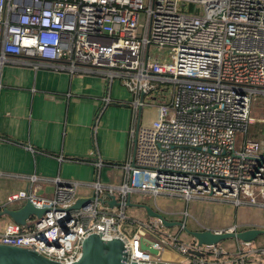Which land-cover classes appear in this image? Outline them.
Masks as SVG:
<instances>
[{"label": "built area", "instance_id": "obj_1", "mask_svg": "<svg viewBox=\"0 0 264 264\" xmlns=\"http://www.w3.org/2000/svg\"><path fill=\"white\" fill-rule=\"evenodd\" d=\"M152 44L173 47L174 58L151 60ZM16 58L34 68L103 76L104 105L119 79L132 96V122L119 181H102L99 169L83 184L87 195L79 193L81 182L60 178L52 196L31 186L9 194L4 207L29 200L47 210L25 225L8 223L0 243L71 263L84 239L99 233L120 237L128 262L264 264V246L254 241L235 239V250L185 241L159 219L143 222L127 210L135 192L187 205L264 206V149L248 134L253 102L264 97V0H0V72ZM94 163L104 165L101 157ZM79 198L88 200L72 208Z\"/></svg>", "mask_w": 264, "mask_h": 264}, {"label": "crops", "instance_id": "obj_2", "mask_svg": "<svg viewBox=\"0 0 264 264\" xmlns=\"http://www.w3.org/2000/svg\"><path fill=\"white\" fill-rule=\"evenodd\" d=\"M107 93L105 78L95 73L34 68L20 58L2 66L0 210L9 194L26 191L30 186L35 193L52 196L56 189L54 178L81 182L82 195L90 193L91 189L83 184L95 180L99 169L104 182L121 179L119 164L128 156L132 96L117 78L109 91L111 103L104 105ZM254 117L258 122L250 124L248 134L264 149L263 117ZM98 157L104 161L101 168L94 163ZM32 174L45 179L30 184L27 178ZM24 202L20 200L9 207H19ZM224 204L212 207L209 214L213 215L192 229L264 227V206ZM12 221L9 216H1L0 229ZM257 243L264 244V236Z\"/></svg>", "mask_w": 264, "mask_h": 264}, {"label": "water", "instance_id": "obj_3", "mask_svg": "<svg viewBox=\"0 0 264 264\" xmlns=\"http://www.w3.org/2000/svg\"><path fill=\"white\" fill-rule=\"evenodd\" d=\"M88 198H79L72 208H79ZM115 205L113 199L110 202ZM129 206H138L145 209L147 215L151 218H157L165 227H181L185 233L192 236L199 244H214L227 238H235L241 241H254L264 234L263 228H245L244 230H214L212 228L189 229L184 222L175 219H168L165 214L149 204L132 203L128 201ZM47 209L38 208L29 200L23 205L15 208L3 207L0 210L1 216H9L14 222L25 225L27 220L33 216L42 217ZM145 241V239H143ZM141 246L150 250L152 253H158L157 248L148 246L142 242ZM0 264H159L149 262H128V250L124 241L118 238L105 239L99 233H93L87 236L82 244V254L79 259L71 263H63L38 252L35 249L0 243Z\"/></svg>", "mask_w": 264, "mask_h": 264}, {"label": "rangeland", "instance_id": "obj_4", "mask_svg": "<svg viewBox=\"0 0 264 264\" xmlns=\"http://www.w3.org/2000/svg\"><path fill=\"white\" fill-rule=\"evenodd\" d=\"M200 9L201 10L198 11V13H201L203 8L200 7ZM174 56H175V50L173 47H170V46L160 47L154 44L151 45V48H150V59L151 60L152 59H158V60L166 59L168 61V60H172ZM253 106H254L253 116L255 114H258V116L264 118V97L263 96L258 97V99L253 102ZM146 113H148V111L144 109L143 116H142L143 118L146 116ZM79 193L81 194V190L79 191ZM132 203H145V204L151 205L153 208L160 209L168 219L180 220L184 222L185 225L189 229H192L193 225H197V222L203 223V220L205 218L209 219L213 215L211 213L209 214V210L212 207H219L224 204V202H221V201L192 200L187 205L183 199L181 200L178 197H172V198L158 197V199L155 200L154 195L152 196L144 192H135L132 196ZM197 206H199L200 210L199 208H197ZM186 209L189 212L188 215L185 214ZM127 210H128V214L134 219L137 218L143 222H149L151 219V217L147 215L145 209L141 207H138V206L135 207V206L128 205ZM168 210H170L171 212L173 211V212H181V213L171 214L170 212L168 213L166 212ZM167 229L171 233H178L181 231L180 237L185 241H191V239H193V237L185 233L181 227L174 226L172 228L167 227ZM145 233H146V236L153 238L147 229H145ZM263 236L264 234L262 236H259L258 238L263 237ZM257 239L254 240V243H256V245H259V246H264V244L262 243L261 244L257 243ZM219 244H221L226 249L228 248L229 250H235V238H227L219 242Z\"/></svg>", "mask_w": 264, "mask_h": 264}]
</instances>
